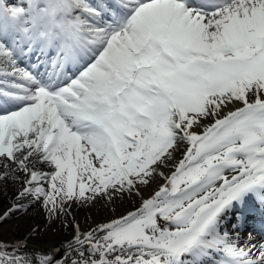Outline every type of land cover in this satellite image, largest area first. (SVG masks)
I'll use <instances>...</instances> for the list:
<instances>
[{"label": "snow or ice", "instance_id": "obj_1", "mask_svg": "<svg viewBox=\"0 0 264 264\" xmlns=\"http://www.w3.org/2000/svg\"><path fill=\"white\" fill-rule=\"evenodd\" d=\"M37 208L0 264H264V0H0V224Z\"/></svg>", "mask_w": 264, "mask_h": 264}, {"label": "bare ground", "instance_id": "obj_2", "mask_svg": "<svg viewBox=\"0 0 264 264\" xmlns=\"http://www.w3.org/2000/svg\"><path fill=\"white\" fill-rule=\"evenodd\" d=\"M129 206H130L129 202L125 201L122 205L116 208V211L117 212L123 211L125 208ZM73 207H74V213L82 225L85 224L86 218L88 217L101 220L113 214L107 206H102V205H97L96 207L91 209L88 208L77 209L75 208V206ZM37 223L39 224L41 229V235L38 237L41 245H46L49 242H55L61 239L64 235H67V232L63 231L62 229L60 231H57V229L60 228L59 224L53 227L50 231L47 232L43 231V229L47 228L48 225L45 222L43 213L37 208L34 209L27 217L18 216L13 220H10L8 224H10V229L12 233L8 235L0 234V238L5 240H11L17 235L18 232L26 231L30 226ZM2 225L3 224H0V226Z\"/></svg>", "mask_w": 264, "mask_h": 264}, {"label": "rangeland", "instance_id": "obj_3", "mask_svg": "<svg viewBox=\"0 0 264 264\" xmlns=\"http://www.w3.org/2000/svg\"><path fill=\"white\" fill-rule=\"evenodd\" d=\"M11 233H12V231L10 229V224L7 223V224H3L2 226H0V234L8 235V234H11Z\"/></svg>", "mask_w": 264, "mask_h": 264}]
</instances>
